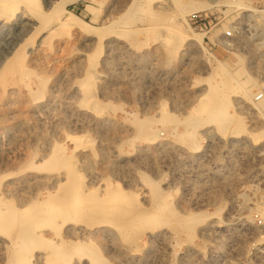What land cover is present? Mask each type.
I'll use <instances>...</instances> for the list:
<instances>
[{
    "label": "rangeland",
    "instance_id": "rangeland-1",
    "mask_svg": "<svg viewBox=\"0 0 264 264\" xmlns=\"http://www.w3.org/2000/svg\"><path fill=\"white\" fill-rule=\"evenodd\" d=\"M49 1L0 10V215L43 212L27 262L264 264V0Z\"/></svg>",
    "mask_w": 264,
    "mask_h": 264
},
{
    "label": "bare ground",
    "instance_id": "bare-ground-1",
    "mask_svg": "<svg viewBox=\"0 0 264 264\" xmlns=\"http://www.w3.org/2000/svg\"><path fill=\"white\" fill-rule=\"evenodd\" d=\"M17 1L18 0H4V3H3V5L0 7V10H10V9H15L14 8V6H15V3H17ZM45 1H47V3H49L50 1L49 0H45ZM37 2H38V0H37ZM38 6H39V4H38ZM63 8V7H62ZM23 15V14H22ZM60 23V22H59ZM62 23V22H61ZM27 25H30V26H32V22L29 20V19H26V20H24V25L23 26H27ZM227 97H223V96H218V97H213V98H210V97H203L202 98V100H201V103H200V105L198 106V111H200V112H208L209 110H210V108L208 109V106H210L211 108H213L214 107V109H218L219 108V106H220V104L222 103V101H225V99H226ZM221 123V127H222V125H224V122H220ZM62 158V157H61ZM62 160H63V158H62ZM63 195V194H62ZM65 196V195H64ZM63 197V196H62ZM61 199V198H60ZM62 200V199H61ZM1 201V200H0ZM58 202H59V200H57ZM44 203H46V202H44ZM52 203V202H51ZM51 203H49V204H51ZM63 203V202H62ZM47 205H48V203H46ZM53 204V203H52ZM56 204V203H55ZM57 204H59V203H57ZM65 204V203H64ZM73 204V203H72ZM71 204V205H72ZM38 205H40V203L38 204ZM46 205V206H47ZM66 205H68V204H66ZM36 206V205H35ZM44 206V205H43ZM54 206H56V205H54ZM53 206V207H54ZM76 206V205H75ZM78 206V205H77ZM8 207H9V205H8ZM45 207V206H44ZM44 207H43V209H44ZM50 207V206H49ZM66 207V206H65ZM64 207V208H65ZM39 208V207H38ZM47 208V207H46ZM50 209V208H49ZM69 210V209H68ZM7 211V210H6ZM9 211H11L10 212V215L8 216V214H7V216H2V213H1V215H0V226L2 225V223H6V222H9V220L10 221H12V222H14V223H17L18 224V226H17V228H16V230H15V234H14V238H13V242H14V249H13V253H12V261H13V263L14 264H29V262H27V257L25 256V253L27 252V253H31V247H30V243L29 242H31L30 241V239L31 238H33V237H35L36 235H37V233H31V232H29L30 230V228H31V230L33 231V229H32V227L33 226H31V225H34V223L32 222V224L30 223V221H26L25 220V217H27L28 218V220H29V218H34L35 219V221L34 222H36L37 220V218L40 220L41 218H39L42 214H43V212L41 211V210H36V211H26L27 213L25 214V212H24V214H22V216H18V213H17V210H14V209H12V210H9ZM50 211H51V209H50ZM64 209L63 208H61V205H59L58 207H56L52 212H53V214L55 215H63L64 214ZM19 212V211H18ZM4 213H6V212H4ZM7 213H9V212H7ZM46 214H47V212H46ZM48 215H50V218H51V215L52 214H48ZM66 215V214H65ZM46 215H44V217H45ZM53 216V215H52ZM7 217V218H6ZM22 217H23V219H22ZM53 217H56V216H53ZM58 217V216H57ZM63 217V216H62ZM46 218H48V217H46ZM61 218V217H60ZM66 218H67V216H66ZM66 218H64V219H66ZM54 219V218H53ZM56 219V218H55ZM42 220V219H41ZM26 221V222H25ZM49 221V220H48ZM52 221V220H51ZM221 225V224H220ZM15 226H16V224H15ZM59 226V225H58ZM216 226V225H215ZM219 226V225H218ZM215 229V228H214ZM35 231V230H34ZM71 233V232H70ZM37 236H39V235H37ZM64 242V241H63ZM62 242V243H63ZM61 244V243H60ZM66 244H68V243H66ZM65 244V245H66ZM57 248H56V252L57 251H61L62 249H60L61 248V246L60 245H57L56 246ZM138 248V247H137ZM66 252H68L69 251V248H68V246H67V250H65ZM65 252V253H66ZM64 253V252H63ZM98 255V254H97ZM98 257V256H97ZM95 259V258H94ZM94 259H93V261H94ZM49 260V259H48ZM96 260V259H95ZM97 262L99 263V262H101V261H98V259H97ZM97 263V264H98ZM95 264H96V262H95Z\"/></svg>",
    "mask_w": 264,
    "mask_h": 264
},
{
    "label": "built area",
    "instance_id": "built-area-1",
    "mask_svg": "<svg viewBox=\"0 0 264 264\" xmlns=\"http://www.w3.org/2000/svg\"><path fill=\"white\" fill-rule=\"evenodd\" d=\"M198 17H199L198 14L193 13L192 16H191V20H193L195 23L196 22H200L202 19L201 18H198ZM233 35H234L233 34V30H227L225 37L227 39H229V38L233 37Z\"/></svg>",
    "mask_w": 264,
    "mask_h": 264
}]
</instances>
